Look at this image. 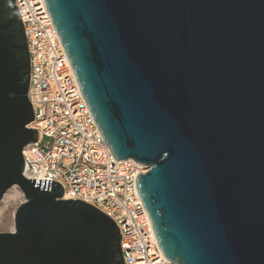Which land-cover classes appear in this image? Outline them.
I'll use <instances>...</instances> for the list:
<instances>
[{
	"label": "water",
	"instance_id": "95a60500",
	"mask_svg": "<svg viewBox=\"0 0 264 264\" xmlns=\"http://www.w3.org/2000/svg\"><path fill=\"white\" fill-rule=\"evenodd\" d=\"M84 101L170 264H264V0H44ZM29 52L0 0V264H124L114 221L27 179Z\"/></svg>",
	"mask_w": 264,
	"mask_h": 264
},
{
	"label": "built area",
	"instance_id": "2783aa9c",
	"mask_svg": "<svg viewBox=\"0 0 264 264\" xmlns=\"http://www.w3.org/2000/svg\"><path fill=\"white\" fill-rule=\"evenodd\" d=\"M29 52L28 99L38 139L22 151L23 175L49 179L62 199H77L109 216L120 232L124 264H170L136 186L145 164L115 159L84 101L44 0H14Z\"/></svg>",
	"mask_w": 264,
	"mask_h": 264
},
{
	"label": "rangeland",
	"instance_id": "374dc122",
	"mask_svg": "<svg viewBox=\"0 0 264 264\" xmlns=\"http://www.w3.org/2000/svg\"><path fill=\"white\" fill-rule=\"evenodd\" d=\"M23 200L22 191L16 186L6 192L0 201V232H9L14 229V213Z\"/></svg>",
	"mask_w": 264,
	"mask_h": 264
}]
</instances>
